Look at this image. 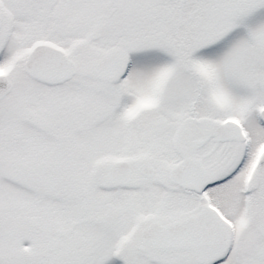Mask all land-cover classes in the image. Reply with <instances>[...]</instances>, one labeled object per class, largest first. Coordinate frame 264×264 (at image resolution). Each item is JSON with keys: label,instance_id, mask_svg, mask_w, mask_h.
<instances>
[{"label": "snow or ice", "instance_id": "1", "mask_svg": "<svg viewBox=\"0 0 264 264\" xmlns=\"http://www.w3.org/2000/svg\"><path fill=\"white\" fill-rule=\"evenodd\" d=\"M0 264H264V0H0Z\"/></svg>", "mask_w": 264, "mask_h": 264}]
</instances>
